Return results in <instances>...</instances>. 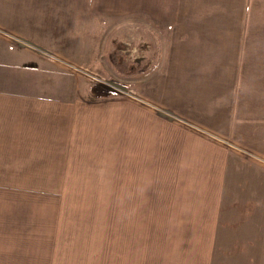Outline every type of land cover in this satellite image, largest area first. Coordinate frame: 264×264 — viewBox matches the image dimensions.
<instances>
[{
    "label": "rangeland",
    "instance_id": "rangeland-1",
    "mask_svg": "<svg viewBox=\"0 0 264 264\" xmlns=\"http://www.w3.org/2000/svg\"><path fill=\"white\" fill-rule=\"evenodd\" d=\"M239 1L247 9L255 2ZM255 5L256 26H263L264 0ZM148 7L86 15L87 31L101 38L93 64L85 58L79 65L0 26L7 43L19 42L62 72L50 83L28 74L16 81L26 92L45 91L52 101L54 149L61 153L54 156L52 177L32 183L36 192L32 187L10 197L0 187V222L8 219L6 208L19 219L12 202L18 198H32L37 205L13 226L0 225L3 233L28 234L27 251L19 244L15 264H111L112 256L128 259L130 249L138 251L133 264H206L207 252V264H264V156L251 148L245 152L257 156L239 151L243 147L230 139L208 137L216 145L208 144L179 122L167 137H159L157 124L167 120L153 113L162 107L143 95L142 83L163 69L171 25L163 5L159 9L158 2H150ZM182 21L188 24L189 15ZM1 77L0 86L15 87ZM106 80L126 91L103 86ZM28 113L23 108L21 124L28 122ZM57 117L64 118L63 124ZM23 131L28 137L29 130ZM175 135L179 146L169 144ZM186 140L200 154L194 145L184 154ZM208 146H216L208 153L213 162L203 153ZM9 188L20 189L17 184Z\"/></svg>",
    "mask_w": 264,
    "mask_h": 264
},
{
    "label": "crops",
    "instance_id": "crops-1",
    "mask_svg": "<svg viewBox=\"0 0 264 264\" xmlns=\"http://www.w3.org/2000/svg\"><path fill=\"white\" fill-rule=\"evenodd\" d=\"M256 1L247 9L239 0H188L186 6L182 0H90L89 4L85 0H0V26L79 65L85 58L93 64L98 58L95 45L101 38L95 36L94 30L87 31V14H125L158 2L159 9L163 5L167 11L170 42L163 69L143 81L142 92L162 107L152 110L153 113L167 120L157 124L159 137H167L173 123L179 122L204 138L230 139L243 147L239 151L251 148L264 156V25L256 26L254 17L260 14ZM187 15L189 23L183 24ZM17 43H7L0 37V65L4 66L1 78L5 83L16 84L14 88L0 86V187L10 197L22 190L32 192V187L36 192L32 183H37L39 177H52L54 156L61 153L54 149L55 116L52 101L45 99L47 93L26 92L16 81L28 74L32 79L40 75L42 81L50 83L62 72L56 64ZM253 49L257 50L250 53ZM41 90L45 87L41 86ZM60 90L63 89L56 91ZM23 108L29 112L26 124H21ZM56 120L63 124L64 118ZM23 130H29L28 137ZM179 138L175 135L174 142L169 144L181 145ZM186 141L184 154L193 145L200 154L196 144ZM207 143L216 145L212 138ZM215 148L208 146L204 155L209 159L208 153H214ZM224 157L223 151L225 162ZM44 168L47 173L39 174ZM7 183L17 184L19 191L11 190ZM0 196L4 197V192L0 191ZM12 202L17 204L19 219L6 208L8 219L0 222L3 227L22 221L31 205V213L37 209L32 198ZM27 236L0 232V264H15L19 244H25L27 251ZM9 242L15 246H7ZM135 251L130 249L128 259L112 256L110 262L133 264ZM205 258L207 264L211 253H205Z\"/></svg>",
    "mask_w": 264,
    "mask_h": 264
},
{
    "label": "trees",
    "instance_id": "trees-1",
    "mask_svg": "<svg viewBox=\"0 0 264 264\" xmlns=\"http://www.w3.org/2000/svg\"><path fill=\"white\" fill-rule=\"evenodd\" d=\"M113 65L115 66V68H117V64L113 62ZM110 81V80H109ZM112 82V81H111ZM115 83V82H114ZM117 84V83H116ZM107 87V86H106ZM108 88V87H107Z\"/></svg>",
    "mask_w": 264,
    "mask_h": 264
},
{
    "label": "water",
    "instance_id": "water-1",
    "mask_svg": "<svg viewBox=\"0 0 264 264\" xmlns=\"http://www.w3.org/2000/svg\"><path fill=\"white\" fill-rule=\"evenodd\" d=\"M121 88L125 89V87H121Z\"/></svg>",
    "mask_w": 264,
    "mask_h": 264
}]
</instances>
